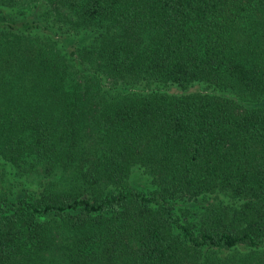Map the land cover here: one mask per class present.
Here are the masks:
<instances>
[{"label": "trees", "instance_id": "trees-1", "mask_svg": "<svg viewBox=\"0 0 264 264\" xmlns=\"http://www.w3.org/2000/svg\"><path fill=\"white\" fill-rule=\"evenodd\" d=\"M0 264H264V0H0Z\"/></svg>", "mask_w": 264, "mask_h": 264}, {"label": "rangeland", "instance_id": "rangeland-1", "mask_svg": "<svg viewBox=\"0 0 264 264\" xmlns=\"http://www.w3.org/2000/svg\"><path fill=\"white\" fill-rule=\"evenodd\" d=\"M138 182V180L136 181V183Z\"/></svg>", "mask_w": 264, "mask_h": 264}]
</instances>
